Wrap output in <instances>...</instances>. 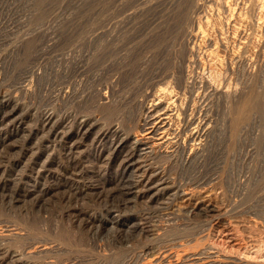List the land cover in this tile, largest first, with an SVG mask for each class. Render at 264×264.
<instances>
[{
    "label": "bare ground",
    "instance_id": "1",
    "mask_svg": "<svg viewBox=\"0 0 264 264\" xmlns=\"http://www.w3.org/2000/svg\"><path fill=\"white\" fill-rule=\"evenodd\" d=\"M135 1L122 0V12L107 18V26L69 29L74 17L65 13L54 31L37 29L35 24L36 29L27 28L31 30L21 36L25 44L20 49L26 51H39L36 42L44 39L54 40L45 44L46 49L53 51L61 46L60 40L68 49L60 60L53 53L33 55V67L27 65L22 70L16 86L35 93L38 85L31 82L41 83L44 89V82L57 76L61 79L58 89L63 105L76 108L64 115L54 108L33 112L41 117L43 131L63 128L64 154L72 163L64 169V182L48 187L47 193L64 189L70 200L67 214L78 226L91 231L97 248L103 238L120 241L127 249L153 235L152 243L143 247L144 255H152L151 264H226L228 259L216 248L220 243L214 246L207 242L187 249L185 243H175L176 234L169 236L177 219L208 215L210 209L204 199L169 208L165 225L154 216L159 205L192 199L194 188L205 189L222 179L229 181L234 169L245 164L253 177L242 190L264 191V0H149L139 1L133 8ZM168 3L173 6L166 8ZM40 17L38 14L37 19ZM22 21L31 22V16ZM18 31L20 36L23 29ZM71 38L75 42L68 43ZM3 43L0 86L18 65L15 58L20 59L14 50L10 52L14 57L5 52ZM37 65L47 67L34 69ZM2 97L10 110L0 113V124L12 122L22 108L12 93L5 91ZM38 170L40 175L52 176L46 164ZM6 229L5 235L0 232L4 238L24 241L18 227ZM50 247L48 241L40 240L25 252L8 251V255L21 257ZM92 263L114 261L107 260L105 254Z\"/></svg>",
    "mask_w": 264,
    "mask_h": 264
},
{
    "label": "rangeland",
    "instance_id": "2",
    "mask_svg": "<svg viewBox=\"0 0 264 264\" xmlns=\"http://www.w3.org/2000/svg\"><path fill=\"white\" fill-rule=\"evenodd\" d=\"M121 1L122 0H109V1L108 0H82V1L81 0H47V1L26 0L27 2L26 3L25 0H21V1L0 0V7H1L0 43L4 42L3 43L4 45L2 44V47L7 48L4 50L5 52L9 51L8 53L11 54L10 52L14 50L15 52L18 53L17 56H19L20 58L19 60H17L18 57L15 58V60L19 62L18 65L14 67V71L12 72V75L10 74V79L8 81L5 80V84H4L5 86L4 85L0 86V108H1L0 113L4 110H10L9 107L7 106L5 107L4 104L5 101L3 102L4 99L2 95L4 94L5 91L12 93V97H14V99H17L18 102L22 104V108L18 109L19 111L16 113V118L12 119V122L11 120H8L5 123L0 124V230L2 226V230L0 232L3 235L5 232L7 233L8 231L6 228L9 227L12 228L15 226L18 227L19 230L24 234L23 235L24 241L18 242L16 240L9 239L6 236L4 238V236H2L0 233V251L3 248V250L0 252V260H1L0 264H25V263L26 264H93L92 262H97L100 256L105 254L107 256V260L114 261V264H122V263L151 264L152 259L149 258L152 255H150L149 257L147 255H144L143 247L147 244L152 243L153 235L143 239L139 243H136V245L133 244L134 246L133 245L131 246L132 249L130 247L127 248L128 250L124 246H121V243H119L120 241H115L111 237L109 239L107 238H103L104 240L101 239L99 241V244L101 246L97 248L95 246L94 243L95 241L93 239L94 237L91 231L87 227H82L80 225L78 226L77 224L79 223L75 222L72 219L71 215L67 214L70 200L67 198V194L65 193L64 189L63 190L55 189L56 191L53 190L49 194L47 193L48 187H51L52 185H55L58 182L59 183L64 182V178H65L64 169L66 167L70 168L72 163L69 162V160L65 157L64 154V152L66 151L65 149L66 140L64 139V137L61 138V134L63 133V128L57 126L58 128L55 127L52 131H50V133L48 132V130L43 131L41 117L40 116L38 117V115L35 116L33 112L35 110L42 112L43 110L54 108L55 111L57 110L56 112L58 114L64 115L69 109L76 110V108L73 106L63 105L62 98L59 95V89H58L62 86L61 79L57 76L56 77L53 76L52 77L53 79H51L52 81L49 80L48 82L45 81L46 83L44 82V87L46 86V88L44 89L41 88L42 86L40 85L41 83L37 84L36 81L34 82L30 81L34 85L36 86L38 85L37 91L35 93L31 91L27 92L26 89L18 90L16 87L19 86L18 82H20L21 80L22 70L24 69L26 70V68H28L26 67L27 65L28 66L31 65L29 66V69L33 67L34 63L32 62V60L35 55L38 54L41 55L44 52L45 55L50 56L53 53L54 54L53 57H55L57 60H60L62 56H65L66 51H68V49L62 45L64 42V41L62 42V40L59 41V43H62L61 46L59 44V46L54 48L53 51L52 49H46L45 44L48 42L46 44L48 45L49 43L54 41L47 39L36 42V44L40 45L39 46L40 52L38 51V49H30L28 51H26V49H20L25 44L24 42L25 39L21 36H23L25 32L31 30L28 29L27 31V28L32 27L33 29H36L37 26L38 27L37 29L46 30V27H48L47 31L48 29L49 32L51 30L54 31L53 29L57 28L59 25V24L57 25L56 22L57 20L59 22L61 18L60 15L62 14L64 15L65 13L70 15L72 14L75 20V21L73 20V23H71L72 25L70 24L69 29L91 30L98 26H107L110 24V22L108 23L107 18L114 15V13H116L117 11L122 12L123 5H119ZM139 1H149V0H136L135 2L132 3V7L133 6H134L133 8L138 7ZM10 3H12V5ZM23 4L26 6V8L22 6ZM28 5H30V7H28ZM14 6H16L15 8L18 9V11L14 9ZM172 6H173L172 3H168L166 8H170ZM20 7L23 8L21 9ZM28 8L30 10H28ZM35 8L38 11L35 10ZM30 11L32 13H30ZM38 14L39 15L41 14L39 20L37 19ZM29 15L31 16L32 21L31 22L27 21L28 24L27 25L22 20L23 18L24 19L27 18ZM34 15L36 16V18ZM14 20H17L18 22ZM34 20H36V23H34ZM77 21L79 22V24ZM9 23H12V25ZM23 23L24 26L26 24L25 27L23 26ZM35 24L38 25L34 26ZM17 29L20 30L21 32L23 29V32L20 36L17 35V31H18ZM20 31H18V33ZM6 33L7 34L10 33V35L9 34L7 35ZM10 36L12 37V39ZM72 41H74L73 38H71L68 41V43ZM5 42L7 43L5 44ZM18 50H21V52ZM37 51L38 53H36ZM11 55L12 57H14V54ZM24 61H26L27 63L24 64L23 63ZM34 67H35L34 69H37L38 67V69L44 70V68H46L47 66L45 67L43 65L42 66L37 65ZM30 82L26 81L25 83L27 84ZM25 83L23 84L25 85ZM15 90L17 92L19 91L20 92L17 93ZM38 91L40 92V94ZM25 92H27L28 94ZM56 99L59 101H57ZM52 100L54 103L52 102ZM0 118H1V114H0ZM38 137L39 139L40 138L41 139L39 140ZM43 164L44 165L46 164V169L50 170L52 176H47V173H42L40 175L39 173L40 169L38 170V168H43ZM240 167L237 166L234 169L232 177L229 178V181L227 179L226 180L222 179L221 181L220 179L221 183L220 182L214 183L213 185L208 187L209 190L208 188L204 189L203 187H199V188L196 187L197 189L194 188L193 190L194 197L192 199L183 198V199L172 200L170 201L171 203H165V205H159V207L156 208L157 209L156 212L158 213H156L154 217L155 219L160 220V222L164 225L167 224L168 222L167 220L168 218L166 217L167 211H169L173 207L177 208L178 206L179 207L187 206L193 203L194 200L196 201L199 197L204 199V203L210 209L206 217L187 216V218L185 219L183 218L177 219L176 224L173 225L168 231L169 236H173L176 234L175 236L178 239L176 238L177 240L175 241V243L177 244H179L180 242L185 243L186 244L185 247H187V249H192L196 245H201L202 243H207V242H209L208 244L213 242L214 246H217L220 243V245H218V247L216 248H218L221 251L223 258L225 257L224 258L225 260L228 259V261L231 262L229 263L227 261L226 264H238L240 260H247L248 264H252V262L253 264H258L259 262L260 264H264V196H262L264 195V191L259 193L260 191H252L251 189L242 190L243 184L252 179L253 173L248 172V169L247 170L245 169L248 168L246 164ZM239 169L242 173L239 172ZM249 173H251V175H249ZM236 175L238 177H236ZM245 177H247V179H245ZM239 190H241L242 192ZM88 197L90 198L91 196ZM89 198L86 199L85 204L88 203ZM168 204H170V206ZM3 226L6 227L4 228ZM31 232H35L38 234L32 237V235H29L31 234ZM214 238L216 244L213 241ZM56 239L57 241H55ZM11 240L12 242H10ZM40 240H42L43 242L48 241L49 246H51L50 248H48V251L36 249V251H33L32 254L24 253V255L21 257L14 256L15 258L11 257V255H8V251L13 252L14 250H19L20 252L21 251L25 252L28 249V247L31 246V244L36 245L37 241ZM177 247L175 246L176 249ZM224 252L225 254L228 255H225ZM108 257L111 259H108ZM255 260L257 262H255Z\"/></svg>",
    "mask_w": 264,
    "mask_h": 264
}]
</instances>
